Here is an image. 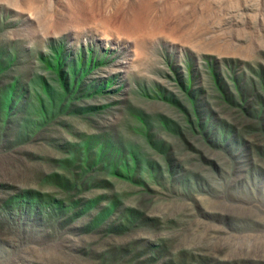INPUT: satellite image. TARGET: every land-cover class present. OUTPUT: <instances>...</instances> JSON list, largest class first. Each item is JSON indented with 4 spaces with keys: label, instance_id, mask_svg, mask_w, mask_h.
I'll use <instances>...</instances> for the list:
<instances>
[{
    "label": "rangeland",
    "instance_id": "374dc122",
    "mask_svg": "<svg viewBox=\"0 0 264 264\" xmlns=\"http://www.w3.org/2000/svg\"><path fill=\"white\" fill-rule=\"evenodd\" d=\"M92 1L0 0V264H264V0Z\"/></svg>",
    "mask_w": 264,
    "mask_h": 264
},
{
    "label": "bare ground",
    "instance_id": "6f19581e",
    "mask_svg": "<svg viewBox=\"0 0 264 264\" xmlns=\"http://www.w3.org/2000/svg\"><path fill=\"white\" fill-rule=\"evenodd\" d=\"M87 1V0H86ZM89 2H88V5L87 6H85L84 4L85 3H80V4H82V5H84L85 7H86V9H88L87 7H92L91 6V4L93 3V1L92 0H88ZM147 3L149 4L148 5V7H150V6H154V4L152 5L150 2H148L147 1ZM90 4V5H89ZM28 5V4H27ZM79 5V4H78ZM82 5H80L81 7H82ZM79 6V7H80ZM74 7H77V5H75ZM79 7L76 9H73V10H79ZM84 7V8H85ZM151 7V8H152ZM34 9V8H33ZM83 9V8H82ZM29 10H32V8H30ZM90 10V9H89ZM91 10H92V8H91ZM32 11H34V10H32ZM81 11L82 10H80L78 13H81ZM88 12H90V11H88ZM100 12V11H99ZM72 13L73 14H75V11L73 12L72 11ZM77 13V12H76ZM92 13H93V11H92ZM91 13V14H92ZM37 14H38V12H37ZM93 14H96V13H93ZM92 14V16H95V15H93ZM34 15V14H33ZM69 15H71L72 16V14L70 13ZM68 15V16H69ZM77 15V14H76ZM75 15V16H76ZM82 15H84V17H82ZM82 15H80V14H78L77 16H78V18L76 17V20H83V18H84V20H86V18H85V14H82ZM100 15V14H99ZM109 15V14H108ZM91 15H90V17H88V20L90 19V20H92V18H95V17H92ZM107 16V15H106ZM139 17L137 18L136 17V15H134L133 17H127V20L126 19H122V20H120L119 19V21L117 22L115 19V23H114V21H113V23H112V21L109 19V18H106V17H102L103 19H104V21L103 22H101V23H99V29H101L102 31H103V33L106 35V34H108L107 35V38H108V36H109V34H110V37H111V35H112V39H117V40H123L125 43H128V42H130V40H133L135 43H136V49H137V51H136V54L134 55V59L132 60V62H135V65L136 66H138L139 68L137 69L138 70V72L140 71V72H142V71H145V69H146V66H147V59L144 57V53H145V51H146V42L148 41V40H150L151 39V41H152V39L153 38H155V36H159V33L158 34H156L157 33V31H155L156 30V28L157 29H159L158 31L160 32V30H161V32H162V29H160L159 27L161 26V24H162V21H160L159 22V20H158V24H157V20H151V19H149V17L148 18H146V16H144L145 18H146V20H144V18H140V15H138ZM40 18H41V16H40ZM71 18V17H70ZM80 18V19H79ZM106 18V19H105ZM115 18V17H114ZM125 18V17H124ZM129 18V19H128ZM75 18L73 17L72 18V20H74ZM75 20V21H76ZM83 20V21H84ZM97 20V19H96ZM100 22V21H99ZM81 23V22H80ZM90 23H91V21H90ZM89 23V25H92V23L90 24ZM94 23V22H93ZM72 24H74V23H72ZM76 24V23H75ZM96 24V23H95ZM156 25V28L154 27L155 25ZM79 25V24H78ZM86 25V24H85ZM154 25V26H153ZM72 26V25H71ZM82 26V25H81ZM93 26V25H92ZM83 27V26H82ZM82 27H80V28H82ZM94 27H97V24H96V26L94 25ZM152 27V28H151ZM146 28H149V29H146ZM96 30V29H95ZM164 30V29H163ZM161 32H160V34H161ZM97 33V32H96ZM174 33H176V32H174ZM163 34V33H162ZM103 35V34H102ZM168 35H170V36H172V34H168ZM183 37H186L187 38V36H186V34H184V35H182ZM105 37V36H104ZM109 37V38H110ZM173 37V36H172ZM121 38H123V39H121ZM189 40V39H188ZM131 57V56H130ZM129 57V58H130Z\"/></svg>",
    "mask_w": 264,
    "mask_h": 264
}]
</instances>
